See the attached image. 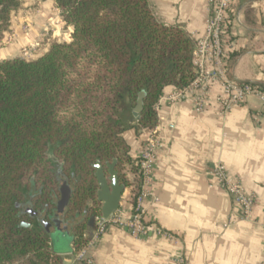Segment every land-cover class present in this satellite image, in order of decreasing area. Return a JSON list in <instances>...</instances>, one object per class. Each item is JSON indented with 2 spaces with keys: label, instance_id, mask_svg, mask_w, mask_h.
<instances>
[{
  "label": "trees",
  "instance_id": "obj_1",
  "mask_svg": "<svg viewBox=\"0 0 264 264\" xmlns=\"http://www.w3.org/2000/svg\"><path fill=\"white\" fill-rule=\"evenodd\" d=\"M22 2L0 0V36ZM54 2L73 26L71 40L0 61V264H63L47 228L59 201L67 204L73 252L89 242V220L102 214L98 159L106 173L117 159L134 204L141 175L124 132L156 127L165 86L183 88L195 75L197 38L160 21L149 0ZM142 90L144 107L132 124L125 103L135 105ZM64 184L72 185L67 196Z\"/></svg>",
  "mask_w": 264,
  "mask_h": 264
},
{
  "label": "crops",
  "instance_id": "obj_2",
  "mask_svg": "<svg viewBox=\"0 0 264 264\" xmlns=\"http://www.w3.org/2000/svg\"><path fill=\"white\" fill-rule=\"evenodd\" d=\"M149 3L163 23L179 24L196 38L204 35L210 0ZM26 13L33 20L24 28ZM72 31L54 0H23L0 36V61L21 57L22 48L38 39L44 53L56 40H71ZM226 46L229 74L264 86V0H237L229 15ZM177 88L167 85L162 94ZM221 91L213 87L202 111L195 109L192 96L159 104L160 145L146 219L160 230L135 237L109 225L87 247L84 259L73 252L70 234L57 233L62 238H52L63 264H89L88 259L92 264H175L178 257L184 264H264V100L251 95L221 114L216 100ZM125 106L124 116L132 120L136 104L127 101ZM124 136L135 160L144 149L145 135L131 127ZM218 162L255 194L251 220L242 217L241 207L213 174ZM131 197L132 188L126 185L118 210L125 218L131 214Z\"/></svg>",
  "mask_w": 264,
  "mask_h": 264
},
{
  "label": "built area",
  "instance_id": "obj_3",
  "mask_svg": "<svg viewBox=\"0 0 264 264\" xmlns=\"http://www.w3.org/2000/svg\"><path fill=\"white\" fill-rule=\"evenodd\" d=\"M236 7L237 0H210L205 33L197 38L193 50L195 75L187 86L177 88L169 94H161L156 104L157 112L162 101L173 103L183 101L190 96H192L195 109L202 111L207 106L213 87L217 85L222 90L216 97L221 114H226L235 105L245 103L251 95H257L264 100V89L250 82H243L236 75H230L228 71L229 55L226 45L229 34V15L235 12ZM31 19L32 17L27 13L24 28L31 26ZM40 49H42L41 43L37 40L22 48L21 57H34ZM141 133L145 135V146L135 159L141 181L135 202L132 204L131 214L125 218L117 212L109 219L102 214L96 215L95 229L91 239L82 249L75 252L79 259L86 257L87 247L99 241L109 225L127 229L135 237L146 236L151 230H160L155 223H150L146 219L148 209L146 201L153 196V173L160 145L159 123L152 129H143ZM213 174L231 195L233 201L241 207L242 217L251 220L255 194L246 191L242 180L231 175L222 162H218L213 167ZM169 235L175 238V235ZM88 263L92 264V260L88 259ZM184 263L183 257H178L175 262V264Z\"/></svg>",
  "mask_w": 264,
  "mask_h": 264
},
{
  "label": "water",
  "instance_id": "obj_4",
  "mask_svg": "<svg viewBox=\"0 0 264 264\" xmlns=\"http://www.w3.org/2000/svg\"><path fill=\"white\" fill-rule=\"evenodd\" d=\"M146 91L142 90L138 94L137 103L134 109V118L131 123L137 122L140 119L141 112L144 107V97ZM117 159L107 162L108 173H106L103 164L100 159L95 163L96 177L98 179L97 197L101 202L102 215L105 218H111L120 209L121 202L123 200V193L126 188V184L120 181L119 173L115 166ZM67 204L65 201H59L54 212L53 224H47L48 230L54 235L57 233L69 234L70 225L66 219ZM91 226L95 225V216H92L89 220ZM21 225L31 226L30 223L23 222Z\"/></svg>",
  "mask_w": 264,
  "mask_h": 264
},
{
  "label": "rangeland",
  "instance_id": "obj_5",
  "mask_svg": "<svg viewBox=\"0 0 264 264\" xmlns=\"http://www.w3.org/2000/svg\"><path fill=\"white\" fill-rule=\"evenodd\" d=\"M59 11H60V10H59ZM26 14H27V13H26ZM60 17H61V19L63 20L61 14H60ZM32 20H33V18H32ZM64 22H65V21H64ZM193 36H194V35H193ZM71 37H72V36H71ZM60 38H61V37H60ZM38 41L41 43V48H42V46H43V40H42V39H38ZM56 41H57V40H56ZM58 41H66V40L59 39ZM40 52H41V49H40V51H37V53H35V56L39 55ZM63 188H64L65 196H67V195H69V192H70L71 189H72V185L64 184ZM68 223H69V222H68ZM69 225H70V227H71V222L69 223ZM53 236H55L56 238H58V237H61V234H54ZM61 238H62V237H61Z\"/></svg>",
  "mask_w": 264,
  "mask_h": 264
}]
</instances>
